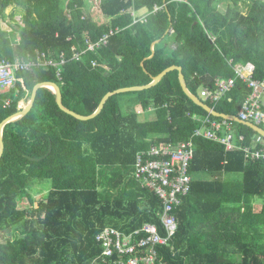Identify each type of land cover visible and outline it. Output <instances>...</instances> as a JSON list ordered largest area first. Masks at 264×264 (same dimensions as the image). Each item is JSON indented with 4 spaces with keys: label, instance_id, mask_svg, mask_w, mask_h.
Here are the masks:
<instances>
[{
    "label": "trees",
    "instance_id": "trees-1",
    "mask_svg": "<svg viewBox=\"0 0 264 264\" xmlns=\"http://www.w3.org/2000/svg\"><path fill=\"white\" fill-rule=\"evenodd\" d=\"M98 1L105 24L87 17L93 0H0V19L15 7L9 18L15 21V10L21 9L24 24L15 29L20 44L0 30V62L37 53L58 61L63 53L68 60L62 84L54 68L16 73V89L0 96V125L41 83L58 84L64 105L88 117L107 94L149 85L172 66L183 69L197 97L217 80L235 78L236 65L264 80V0ZM115 29L119 32L107 46L87 54L84 62L71 61L73 48L80 52L87 40L96 43ZM249 94L238 81L221 102L205 103L238 117ZM124 97L143 113L153 110L154 120L142 122L135 110L124 112L119 103ZM8 98L12 105L5 108ZM194 116L209 114L185 95L177 71L151 90L111 98L98 117L86 122L64 113L51 90L40 89L29 115L4 132L0 264H111L97 241L107 228L131 234L154 224L167 237L162 203L134 178L136 158L154 146L189 141L201 127ZM234 126L245 137L238 147L264 150L258 133ZM195 146L191 173L196 180L176 213L177 233L156 247L155 264H264V160L246 162L243 150L228 152L204 139ZM231 175L242 179L231 181ZM46 183L52 189L37 202L33 191ZM256 200L262 202L259 209Z\"/></svg>",
    "mask_w": 264,
    "mask_h": 264
},
{
    "label": "built area",
    "instance_id": "built-area-1",
    "mask_svg": "<svg viewBox=\"0 0 264 264\" xmlns=\"http://www.w3.org/2000/svg\"><path fill=\"white\" fill-rule=\"evenodd\" d=\"M184 1V0H178ZM159 10V8H155ZM119 32V29L111 30L98 42L86 41V48L80 52L73 49L72 61L82 62L89 53H97L99 49L108 45L110 38ZM68 63L65 54L60 60L53 59L45 54H37L35 60H15L13 62H0V93L10 92L16 89V73L30 71L34 68H54L56 76L63 82V67ZM232 63V62H231ZM97 62H92V67H97ZM235 78L229 80H217L214 88H204L201 97L205 101L213 99L215 103L221 102L236 86L238 81L246 84L250 94L243 105L238 118L243 122L257 126L264 123V80H257L248 74L245 67L236 65ZM12 105L11 98L6 99L5 108ZM193 120L201 124L192 138L181 144H164L154 146L148 151L140 152L136 158L134 178L142 189H148L155 193L163 206L160 215L167 237H162L159 229L154 224H145L141 230L131 234H125L113 228H107L98 237L97 241L104 247V260L111 259V264H155L157 261L156 247L167 245L168 241L178 231V209L183 206L192 190L195 181L191 173V165L195 158V141L204 139L223 145L228 152L243 150L246 162L264 160V150L253 151L248 147H238L243 144L245 137L235 135L234 122L213 120L210 115L206 118L194 116ZM146 234V238H138ZM118 259L113 260L115 254ZM126 257V258H125Z\"/></svg>",
    "mask_w": 264,
    "mask_h": 264
},
{
    "label": "water",
    "instance_id": "water-1",
    "mask_svg": "<svg viewBox=\"0 0 264 264\" xmlns=\"http://www.w3.org/2000/svg\"><path fill=\"white\" fill-rule=\"evenodd\" d=\"M158 44H160V41H157L153 44V46H152L153 54L155 52L154 48ZM174 71L179 72V81H180V85L182 87V90L185 93V95L196 106L202 108L206 113H208L210 116H213L215 118H220L223 120H228V121H232V122L247 126V127L251 128L252 130H254L256 133H258L260 137L264 138V129L263 128L255 125V124H252V123L243 122L237 116L218 113L214 108H211L203 100H201L199 97L195 96L188 88V84H187L186 78L184 76L183 69L181 67H178V66H172V67L168 68L167 70H165L163 73H161L159 76L153 77L152 83L149 85L120 89V90H117L115 92L107 94L103 98L98 110L93 115L88 116V117L77 114L74 111H71L70 109H68L64 105L61 88L56 83L47 82V83H41V84L37 85L33 90L30 103L27 105V107L24 110H22L21 112H18L16 114L12 115L11 117L7 118L0 125V160L3 158L4 153H5L4 132H5L6 126L11 124V123H15V122H17V121H19V120H21L24 117L29 115V113L32 111V109L35 105L37 95H38V92L40 89H50V88L53 89V91L55 92V95H56V101H57V105L59 106V108L64 113L74 117L75 119L86 122V121H90V120H93L96 117H98L103 112L105 106L107 105V103L109 102V100L111 98H113L117 95H122V94H127V93L144 92V91L151 90L152 88L158 86L169 73L174 72ZM51 151L52 150H50V152ZM40 160H43V159H40ZM40 160H35V161H40Z\"/></svg>",
    "mask_w": 264,
    "mask_h": 264
},
{
    "label": "crops",
    "instance_id": "crops-1",
    "mask_svg": "<svg viewBox=\"0 0 264 264\" xmlns=\"http://www.w3.org/2000/svg\"><path fill=\"white\" fill-rule=\"evenodd\" d=\"M92 4V3H91ZM93 6H92V8L90 9H88V10H90V11H93L94 13H96V16L93 18V17H91L92 19H94V20H96V22H98V23H100V24H105V23H107L108 22V19H106L104 16H102L100 13H99V9H98V7H99V5H100V3H99V1L97 0V3L95 2L94 4H92ZM14 9H15V7H10V8H8L7 10H6V16H7V18L4 20V19H0V30H4V31H7L11 36L12 35H14L15 36V39L13 40V43L14 44H20L21 43V36H20V33H18V32H15V29H18V25H17V23L19 24V27L21 26V27H24V24H23V22H22V15H23V13H21V11H19V9H16L15 11H17L18 13H17V16L19 15V17H20V20H15V21H11V19L9 18V16L11 15V13L14 11ZM145 15V12L143 11V12H141V15L140 16H144ZM16 16V17H17ZM16 25V27L17 28H15L14 26ZM74 49V48H73ZM72 49V50H73ZM73 52V51H72ZM37 54H45L46 56H47V54L46 53H37ZM37 54H36V56H28V58H22V57H17L15 60H26V61H28V60H35L36 59V57H37ZM63 54V53H62ZM65 56H66V54H65ZM49 57V56H48ZM73 57V56H72ZM86 57V56H85ZM84 57V58H85ZM52 58V57H51ZM84 58L82 59V62H84ZM71 61H72V59H71ZM42 68H44V67H42ZM64 73V72H63ZM63 75V74H62ZM56 78H57V76H56ZM57 80L59 81V79L57 78ZM60 82V81H59ZM63 82H61V84H62ZM60 84V85H61ZM58 85V84H57ZM59 86V85H58ZM60 87V86H59ZM49 90H51L54 94H55V92L53 91V89H49ZM33 93V92H32ZM3 94H7V92H1L0 93V96H2ZM31 97H32V94H31V96L29 97V98H24V99H22L21 101H20V103H19V111L18 112H21L22 110H24L26 107H27V105L30 103V100H31ZM127 99H129L130 100V98H127ZM204 102H206L205 100H204ZM134 103V101L132 100V102H131V104H133ZM138 108V112L139 113H142V110H141V108L140 107H137ZM241 111V110H240ZM17 112V113H18ZM150 112H153V114H154V111L153 110H151ZM138 113V114H139ZM240 114V113H239ZM201 118V117H200ZM259 127H260V125H259ZM234 130H235V135H239L238 134V132H237V128L235 127L234 128ZM256 139V141H257V138H255ZM200 179H202V180H208L209 178H208V176L207 175H201L200 176ZM196 180V179H195ZM258 208L259 209V207H262V202H261V200H256L255 202H254V208Z\"/></svg>",
    "mask_w": 264,
    "mask_h": 264
},
{
    "label": "rangeland",
    "instance_id": "rangeland-1",
    "mask_svg": "<svg viewBox=\"0 0 264 264\" xmlns=\"http://www.w3.org/2000/svg\"><path fill=\"white\" fill-rule=\"evenodd\" d=\"M97 3V0H93ZM19 11H21V13H23V10L19 9ZM87 13V17L88 18H91V17H95L96 16V13H94L93 11H86ZM15 20H20V17L19 15L15 18ZM13 21V20H11ZM15 28L16 25L14 26ZM199 97L204 101V98L201 97V93H199ZM133 99H127V98H122L121 100H119V103L122 105V109L124 110V112L126 111L127 113H129L130 109L131 111L132 110H135V112L139 113L138 112V108L139 106H135L133 107V104H131ZM140 115V120L142 122H150L152 120H154V117H155V113L153 114V112H147V113H139ZM264 127V125H263ZM228 179H230L231 181H236V180H240L242 179V177L240 175H231L228 177ZM52 189V186L50 183H46L44 184V186H37L34 191H33V195L35 196L36 198V201L38 202V200H40V198H45L48 193L50 192V190ZM24 205H26V202L24 204H22L21 206L23 207Z\"/></svg>",
    "mask_w": 264,
    "mask_h": 264
},
{
    "label": "clouds",
    "instance_id": "clouds-1",
    "mask_svg": "<svg viewBox=\"0 0 264 264\" xmlns=\"http://www.w3.org/2000/svg\"><path fill=\"white\" fill-rule=\"evenodd\" d=\"M200 98V97H199ZM201 99V98H200ZM202 100V99H201Z\"/></svg>",
    "mask_w": 264,
    "mask_h": 264
}]
</instances>
